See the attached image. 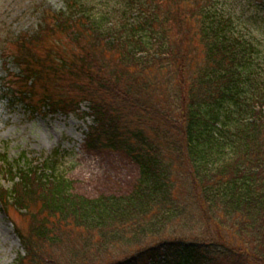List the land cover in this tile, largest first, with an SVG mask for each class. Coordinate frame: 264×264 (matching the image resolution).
<instances>
[{
    "label": "trees",
    "instance_id": "trees-1",
    "mask_svg": "<svg viewBox=\"0 0 264 264\" xmlns=\"http://www.w3.org/2000/svg\"><path fill=\"white\" fill-rule=\"evenodd\" d=\"M62 1L32 36L0 40L20 73L0 79V100L52 114L87 103L86 149L122 153L138 177L87 198L54 166L3 157L0 203L29 220L14 264H264V43L246 33L264 0L240 15L233 0ZM205 225L220 242L191 238ZM229 231L241 244L223 243ZM120 245L135 249L105 261Z\"/></svg>",
    "mask_w": 264,
    "mask_h": 264
},
{
    "label": "rangeland",
    "instance_id": "rangeland-1",
    "mask_svg": "<svg viewBox=\"0 0 264 264\" xmlns=\"http://www.w3.org/2000/svg\"><path fill=\"white\" fill-rule=\"evenodd\" d=\"M98 1L93 0L95 4ZM230 1L224 0L227 4H231ZM233 2L238 15L242 12L248 14L254 5L251 0ZM45 9L55 12L64 10V3L62 0H0V40H7L10 34L12 37L35 34ZM98 10L95 6L93 13L96 15ZM262 24L261 29L249 25L246 33L250 32L256 40L264 43ZM8 74L20 75L12 59H4L0 55V79ZM88 112L87 103H81L79 109L73 113L52 114L47 110L31 113L22 104H16L9 109L0 100V164L2 158L6 157L17 169L36 167L47 174L52 172L54 166L55 175H61L72 182L74 193L87 198L128 193L138 177V167L120 152L86 149L84 137L88 127L92 125V119L87 116ZM1 183L5 188L11 187L10 179L2 178ZM28 224L26 215L13 206H9L6 211L0 203V264H14L18 257L24 255L17 228L26 232ZM205 226L192 230L191 238L208 236L220 242L221 239H216L218 235L215 234V229ZM221 235L225 238L223 243H228L227 247L241 244L233 231ZM73 244L79 243L73 241ZM134 249L124 248L123 245L116 246L110 251L112 255L109 258L104 257L105 261L128 255ZM62 260L67 261L69 258ZM74 262L81 264L78 260Z\"/></svg>",
    "mask_w": 264,
    "mask_h": 264
}]
</instances>
